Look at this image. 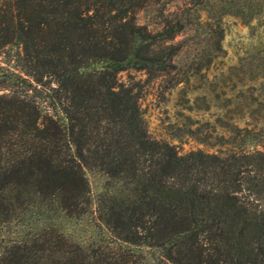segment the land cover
I'll return each instance as SVG.
<instances>
[{
	"label": "trees",
	"instance_id": "obj_1",
	"mask_svg": "<svg viewBox=\"0 0 264 264\" xmlns=\"http://www.w3.org/2000/svg\"><path fill=\"white\" fill-rule=\"evenodd\" d=\"M263 14L264 0H0V52L18 49L23 76L0 68V264H264V101L218 149L180 154L118 78L171 68L193 22L221 51L223 17ZM257 51L237 67L264 82ZM31 84L57 112L16 90Z\"/></svg>",
	"mask_w": 264,
	"mask_h": 264
},
{
	"label": "rangeland",
	"instance_id": "obj_2",
	"mask_svg": "<svg viewBox=\"0 0 264 264\" xmlns=\"http://www.w3.org/2000/svg\"><path fill=\"white\" fill-rule=\"evenodd\" d=\"M178 2L166 0L171 7ZM136 17L138 23H150L148 11ZM220 28L221 51L207 47L203 34L206 27L200 28L193 22L185 34L174 40L180 42L182 48L172 58L171 68L155 75L132 70L118 75L121 82L133 83L137 89L138 105L148 135L173 145L180 154L196 149L214 151L221 145L219 137H229L232 125L242 128L246 124L249 128L260 119L255 103L264 101V82L253 81L258 70L252 66L237 65L248 63L261 52L257 50L264 47V14L248 26L225 16ZM18 54L15 47L0 52L2 72L22 76ZM16 90L33 99L41 113L58 111L49 107L47 90L33 84ZM246 104H251L252 108H245ZM248 143L240 144L236 140L235 145L248 148ZM86 177L91 193H97L102 178L96 174Z\"/></svg>",
	"mask_w": 264,
	"mask_h": 264
}]
</instances>
